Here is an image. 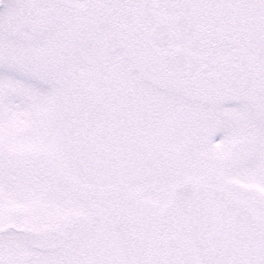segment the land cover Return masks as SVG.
<instances>
[{
	"label": "snow or ice",
	"instance_id": "6c2138e0",
	"mask_svg": "<svg viewBox=\"0 0 264 264\" xmlns=\"http://www.w3.org/2000/svg\"><path fill=\"white\" fill-rule=\"evenodd\" d=\"M0 264H264V0H0Z\"/></svg>",
	"mask_w": 264,
	"mask_h": 264
}]
</instances>
